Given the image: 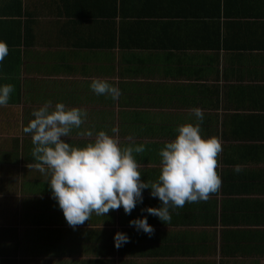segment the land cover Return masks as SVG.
<instances>
[{
    "label": "crops",
    "instance_id": "1",
    "mask_svg": "<svg viewBox=\"0 0 264 264\" xmlns=\"http://www.w3.org/2000/svg\"><path fill=\"white\" fill-rule=\"evenodd\" d=\"M0 41V84L15 89L0 107V264H264V0H0ZM93 79L119 99L96 95ZM48 101L87 114L63 138L71 146L101 130L121 148L143 145L133 156L147 183L202 109V137L223 148L219 192L170 209L166 224L141 212L162 206L147 189L131 215L93 213L73 229L51 174L28 167L38 161L23 129ZM143 216L151 237L129 226ZM118 231L130 237L120 248Z\"/></svg>",
    "mask_w": 264,
    "mask_h": 264
},
{
    "label": "clouds",
    "instance_id": "2",
    "mask_svg": "<svg viewBox=\"0 0 264 264\" xmlns=\"http://www.w3.org/2000/svg\"><path fill=\"white\" fill-rule=\"evenodd\" d=\"M8 54V45L0 41V64ZM90 89L113 101L122 94L118 87L101 79H93ZM14 90L11 84H0V107L9 103ZM192 113L197 123L180 125L176 129V138L159 151L158 180L147 183L141 179L139 165L133 156L134 152L145 151L143 145L121 148L115 136L101 130L85 147L71 146L63 138L69 137L73 128H80L87 114L79 108L68 109L61 102L52 107V102L48 101L32 112L34 119L23 129L25 134L31 135L33 157L38 161L28 167L51 174L48 181L51 196L73 229L89 221L93 213L107 215L110 210L122 207L126 215H131L138 204H143V192L147 189L162 206L142 208L141 212L156 216L164 223L170 222V209L207 201L222 186L217 172L222 144L216 137H202L203 110L194 108ZM118 131L115 127L112 129L113 133ZM241 171L242 166L236 165L234 172ZM129 226L149 237L155 231L147 216L130 220ZM128 242L130 237L125 232L115 233L116 248Z\"/></svg>",
    "mask_w": 264,
    "mask_h": 264
}]
</instances>
